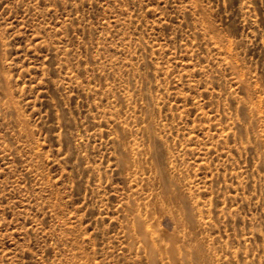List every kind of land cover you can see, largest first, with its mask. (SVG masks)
I'll list each match as a JSON object with an SVG mask.
<instances>
[{
    "label": "rangeland",
    "instance_id": "rangeland-1",
    "mask_svg": "<svg viewBox=\"0 0 264 264\" xmlns=\"http://www.w3.org/2000/svg\"><path fill=\"white\" fill-rule=\"evenodd\" d=\"M0 264H264V0H0Z\"/></svg>",
    "mask_w": 264,
    "mask_h": 264
}]
</instances>
